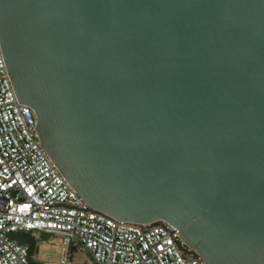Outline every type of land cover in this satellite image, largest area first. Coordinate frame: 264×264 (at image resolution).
Wrapping results in <instances>:
<instances>
[{
    "label": "water",
    "instance_id": "obj_1",
    "mask_svg": "<svg viewBox=\"0 0 264 264\" xmlns=\"http://www.w3.org/2000/svg\"><path fill=\"white\" fill-rule=\"evenodd\" d=\"M0 44L90 207L264 264V0H0Z\"/></svg>",
    "mask_w": 264,
    "mask_h": 264
},
{
    "label": "built area",
    "instance_id": "obj_2",
    "mask_svg": "<svg viewBox=\"0 0 264 264\" xmlns=\"http://www.w3.org/2000/svg\"><path fill=\"white\" fill-rule=\"evenodd\" d=\"M34 110L19 103L0 44V264H33L20 234H57L63 262L84 249L94 264H205L174 225L118 220L94 209L40 142Z\"/></svg>",
    "mask_w": 264,
    "mask_h": 264
},
{
    "label": "rangeland",
    "instance_id": "obj_3",
    "mask_svg": "<svg viewBox=\"0 0 264 264\" xmlns=\"http://www.w3.org/2000/svg\"><path fill=\"white\" fill-rule=\"evenodd\" d=\"M64 241L62 235L50 234L37 239V251L33 255V260L41 264H66L64 263V252L61 245ZM71 264H94L89 254L83 250H75Z\"/></svg>",
    "mask_w": 264,
    "mask_h": 264
},
{
    "label": "trees",
    "instance_id": "obj_4",
    "mask_svg": "<svg viewBox=\"0 0 264 264\" xmlns=\"http://www.w3.org/2000/svg\"><path fill=\"white\" fill-rule=\"evenodd\" d=\"M20 240L29 243V245H30V257L32 259V263L33 264H41V263H37L33 260V255L37 251V239L33 235H31L30 233L24 232V233L20 234ZM73 249L74 248H72L71 251H73Z\"/></svg>",
    "mask_w": 264,
    "mask_h": 264
},
{
    "label": "crops",
    "instance_id": "obj_5",
    "mask_svg": "<svg viewBox=\"0 0 264 264\" xmlns=\"http://www.w3.org/2000/svg\"><path fill=\"white\" fill-rule=\"evenodd\" d=\"M32 235V234H31ZM48 234H43V235H40V236H34L36 239H39V238H42V237H44V236H47ZM78 249H82L81 247H74V249H73V251H71V260H72V257H73V255H74V252H75V250H78ZM84 250V249H83Z\"/></svg>",
    "mask_w": 264,
    "mask_h": 264
}]
</instances>
